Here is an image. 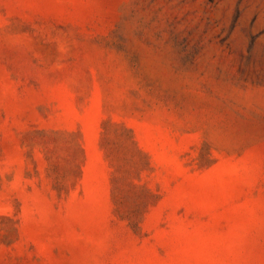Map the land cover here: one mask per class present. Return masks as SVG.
I'll return each mask as SVG.
<instances>
[{
    "label": "rangeland",
    "instance_id": "obj_1",
    "mask_svg": "<svg viewBox=\"0 0 264 264\" xmlns=\"http://www.w3.org/2000/svg\"><path fill=\"white\" fill-rule=\"evenodd\" d=\"M0 264H264V0H0Z\"/></svg>",
    "mask_w": 264,
    "mask_h": 264
}]
</instances>
